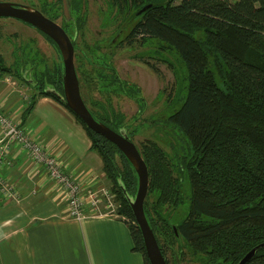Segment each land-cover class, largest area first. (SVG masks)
<instances>
[{"label": "trees", "instance_id": "1", "mask_svg": "<svg viewBox=\"0 0 264 264\" xmlns=\"http://www.w3.org/2000/svg\"><path fill=\"white\" fill-rule=\"evenodd\" d=\"M112 1L118 13L127 14L125 21L131 20L126 39H131L132 45L155 41L159 49L175 52L187 71L183 101L165 119L183 135L186 152L176 151L173 158L152 138L137 145L149 171L144 207L162 253L168 264V253L173 264H178L177 259L180 264H238L264 242V0ZM147 4L150 6L137 14ZM80 5V0H72V18L62 23L76 49L84 24ZM46 11L57 19L60 0ZM37 30L54 46L57 60L48 64L37 50L33 53L26 44L18 46L19 55L29 53L24 58L28 75L27 68L8 65L0 47V76L13 74L34 90L24 113L31 111L38 96L52 97L66 106L55 95L64 93L60 50L52 38ZM87 51L92 69L100 75L104 72L98 79L103 86L127 91L141 110L145 108L137 85L121 78L111 64L98 71V51L93 47ZM79 80L94 116L117 131L126 129L133 140L136 130L130 129L125 115L108 103L88 98L91 93L81 76ZM85 80L90 90L97 86L92 79ZM75 116L103 160L110 189L119 203L117 212L128 218L122 219L132 234L133 249L143 255L144 264H151L121 187L123 184L130 195L136 193L134 167L115 143ZM169 144L173 151L175 144L171 140ZM184 179L190 185L189 211L175 225L176 233L171 213L184 200ZM245 264H264V246Z\"/></svg>", "mask_w": 264, "mask_h": 264}, {"label": "crops", "instance_id": "2", "mask_svg": "<svg viewBox=\"0 0 264 264\" xmlns=\"http://www.w3.org/2000/svg\"><path fill=\"white\" fill-rule=\"evenodd\" d=\"M20 81L13 74L0 76L3 109L31 129L82 187L104 185L103 160L75 114L49 96H38L24 113L33 92ZM8 160L2 172L20 200L0 192V264H144L125 220L107 214L70 216L65 192L43 166L19 146L10 149Z\"/></svg>", "mask_w": 264, "mask_h": 264}, {"label": "rangeland", "instance_id": "3", "mask_svg": "<svg viewBox=\"0 0 264 264\" xmlns=\"http://www.w3.org/2000/svg\"><path fill=\"white\" fill-rule=\"evenodd\" d=\"M3 1L27 3L28 5H32V2L40 3V0ZM83 3L85 4L83 7L85 21L77 37V42L80 47L85 49L87 55H91L87 51L89 47L92 48L96 40L105 37L108 39L116 33L114 31H117L122 25L125 26L124 19L127 14H124V17L122 14L112 21L110 10L113 11V7L110 8L108 0H83ZM129 26V24L126 26L120 37L128 33ZM23 44H26L30 51L35 52L37 50L39 57H44L48 64L57 60V52L54 46L35 27L17 18L0 17V47L8 65L12 64L15 67L13 61L19 57L17 48ZM133 46V48L113 49L114 57L112 60L119 76L140 88V95L145 104V108L142 110L137 101L126 93L108 90L107 87L103 86V83L97 79L96 69H92V64L89 62L82 64L80 60L78 61L77 55L82 53L80 49L76 51L75 64L79 66L82 64L79 74L87 88V93H91L88 98L91 96L93 99L108 103L116 111L123 113L130 129L136 130L133 140L137 145H140L146 138H152L164 146L174 158L176 151L180 154L186 152V142L179 129L165 119L166 116L179 108L186 94V68L175 52L159 49V45L155 41L134 44ZM158 50L159 52H157ZM86 77L97 83L94 84L97 86L93 90L87 86ZM20 83L21 87L27 86L28 88L23 80ZM31 92L34 90L31 89ZM91 106L96 108L92 104ZM170 140L176 146L173 151L169 144ZM103 181L104 186L110 189L111 181L105 172ZM114 194L115 201L119 205L116 193ZM183 194V202L171 213V220L174 225L181 223L189 211L190 185L187 179H184L183 182ZM118 217L128 220L121 214ZM168 258L173 264L170 253H168Z\"/></svg>", "mask_w": 264, "mask_h": 264}, {"label": "water", "instance_id": "4", "mask_svg": "<svg viewBox=\"0 0 264 264\" xmlns=\"http://www.w3.org/2000/svg\"><path fill=\"white\" fill-rule=\"evenodd\" d=\"M149 6L150 4L143 6L137 11V14H140ZM63 9L65 17L68 19L71 18L70 0H63ZM0 17L17 18L39 29L54 40L62 56L64 87L63 94L55 92V95L60 98L75 115L80 117L88 127L115 143L128 158L138 175V187L136 193L130 195L125 186L121 184L123 193L131 205L137 224L142 232L145 250L151 264H168L150 225L144 207L149 189V171L147 164L137 144L131 139L126 129L117 131L111 128L103 121L97 119L86 104L81 93L79 75L75 66V47L67 31L59 22L51 19L39 9L28 4L0 0ZM174 230L178 233L175 225ZM263 246L264 242L254 246L244 255L238 264H245L248 262L257 250ZM177 263L180 264L179 259H177Z\"/></svg>", "mask_w": 264, "mask_h": 264}, {"label": "built area", "instance_id": "5", "mask_svg": "<svg viewBox=\"0 0 264 264\" xmlns=\"http://www.w3.org/2000/svg\"><path fill=\"white\" fill-rule=\"evenodd\" d=\"M13 146L25 150L29 157L44 167L47 174L65 192L67 212L70 216L82 218L93 214L119 216L115 194L108 187L84 188L80 181L67 172L63 162L46 146L33 136L31 129L7 113L0 102V192L7 199L20 200V194L14 184L3 174L7 164L8 153Z\"/></svg>", "mask_w": 264, "mask_h": 264}, {"label": "flooded vegetation", "instance_id": "6", "mask_svg": "<svg viewBox=\"0 0 264 264\" xmlns=\"http://www.w3.org/2000/svg\"><path fill=\"white\" fill-rule=\"evenodd\" d=\"M81 1V5H80V14L82 16V21L84 23L85 21V18H84V10H83V7H84V3H83V0H80ZM59 2V0H55V1H48V0H40V3L37 4L35 2H32V5L33 7L39 9L42 13H44L45 15H47L48 17H50L46 12L47 9H50L52 7V4L54 5L55 3ZM61 2V14L60 16L57 18V19H53L57 22H59L61 25L64 21V19L66 20H70V18H66L65 15H64V9H63V0H60ZM47 4V6L45 5L44 7V4ZM70 3H71V18H72V0H70ZM27 4V3H26ZM108 4L110 5V8L113 7V11L110 10V18L111 20H116L119 16H122L123 14V17H124V14L125 13H118L116 10H115V7L113 5V1L112 0H108ZM45 10V11H44ZM60 19V20H59ZM126 20V17L124 19V21ZM129 23H131V20H129ZM128 21L126 22L125 21V26H121L119 29H117V31H114L116 32L113 36L109 37L108 39L105 38H102L100 40H96L95 43H94V46L93 48H96V50L98 51V55L96 57V65H97V68H98V71L102 68L103 66H107V63L113 67H115L114 63H113V60L112 58L114 57L113 53H114V50L113 49H116V48H133L134 44L132 45L130 42H131V39H126V36L127 34H125L123 37H120L123 33V31L125 30L126 26L129 24ZM63 26V25H62ZM83 26V25H82ZM82 28V27H81ZM65 29V28H64ZM66 30V29H65ZM81 31V29H80ZM129 32V31H128ZM70 36V35H69ZM137 38H141V36H138ZM135 44H139V43H135ZM78 51L79 49L82 51L81 55H77V59L78 61L80 60L82 64H85V63H88L89 60H88V57L86 55V51L85 49H83L82 47H80V45L78 44V47H77ZM77 49L75 48V55H76V51ZM27 52V51H26ZM30 52V51H28ZM33 52V51H32ZM34 53V52H33ZM35 54H33L34 56ZM29 56V53H22V56L21 54L19 55V59H15L13 61V64H15L16 67H18L20 70L22 68H27V72L26 74L28 75V72H29V67H27L28 65V60H24V58L28 57ZM75 60V59H74ZM81 64V65H82ZM80 65V66H81ZM76 69H77V72H78V75L80 76L79 74V70H80V66L79 65H76ZM116 69V67H115ZM117 71V69H116ZM118 72V71H117ZM96 75H97V79H99L101 76V78H103L102 75H104V72L102 71V75H100L98 72H96ZM123 92V91H122ZM124 93H126L127 95L128 92L127 91H124ZM130 96V95H129ZM131 97V96H130ZM138 103V102H137ZM139 105V103H138ZM140 107V106H139ZM141 109V108H140ZM105 123V122H104Z\"/></svg>", "mask_w": 264, "mask_h": 264}]
</instances>
